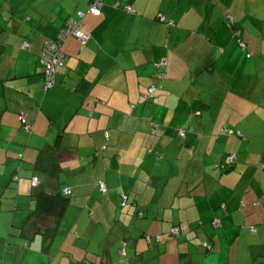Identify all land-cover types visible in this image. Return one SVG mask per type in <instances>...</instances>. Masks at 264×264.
<instances>
[{"label":"crops","instance_id":"obj_1","mask_svg":"<svg viewBox=\"0 0 264 264\" xmlns=\"http://www.w3.org/2000/svg\"><path fill=\"white\" fill-rule=\"evenodd\" d=\"M69 18L89 41L64 45L66 66L48 90L40 56ZM153 85L156 96L146 100ZM60 134L67 177L58 181L34 163ZM0 160V239L25 226L15 220L16 180L32 188L29 212L36 192L70 190L52 245L63 240L61 250L83 264H184L183 255L192 264H239L241 253L250 264L264 249V0H0ZM220 218L227 231L236 226L225 236L236 244L207 256L201 242L223 237L211 228ZM176 224L185 226L178 241L168 236ZM146 236L162 242L149 251ZM9 249L3 264H16Z\"/></svg>","mask_w":264,"mask_h":264},{"label":"trees","instance_id":"obj_2","mask_svg":"<svg viewBox=\"0 0 264 264\" xmlns=\"http://www.w3.org/2000/svg\"><path fill=\"white\" fill-rule=\"evenodd\" d=\"M82 13H84V12H82ZM90 13H92L91 9H90ZM84 15H85V13H84ZM93 15L96 16V17L101 16L102 15V10H101L99 15H95V14H93ZM229 16L233 17V21L230 20ZM79 18H83V17L79 16ZM70 19H72V18L67 19V21L70 20ZM157 19L159 20V22H161L163 24H166L169 27H172L174 25V22L168 20L167 17H166V21L162 22L160 20V14L158 15ZM225 20H226L227 27L231 31H233L235 35H239V31L237 30V27H236L237 26V22H236V19H235L234 15L228 13L225 16ZM65 29H67V23H65V26H64V28L61 31L65 30ZM60 33L58 34V36L56 38L49 40V42L50 41H55V42H58L59 44H61L62 51H63L64 45L72 38L77 39L81 43H83L79 37L74 36V35H70L65 41L60 42L59 41ZM84 34H86V33H84ZM25 42L29 43L28 41H25ZM25 42H23V43H25ZM47 44H46V46H47ZM240 44H243L244 48H242L240 46ZM46 46L43 49V53H44V51L46 49ZM238 46L243 51H245L246 48H247L246 43L242 39H238ZM22 49H23V44H22ZM29 49H30V47H29ZM29 49H27V50H29ZM43 53L40 56V63L44 67V72H43L44 76H45V84H44V86L46 88V86H47V70H46V65L42 63V55H43ZM65 56H66V54H65ZM251 56H252L251 54H248V57H251ZM163 60L166 61V65L163 66V67L158 68V70L159 69L160 70L161 69H165V67L167 66V60L166 59H162L161 61H163ZM65 66H66V57H65V61H64L63 65L57 68L56 75H57V72L62 70V69H64ZM155 66H156V63H155ZM160 74H161V72H160ZM163 75L164 74H161L162 77H163ZM56 80L57 79H56V76H55V82L53 83V85L51 87H48V90L55 86ZM155 86L157 87V85H155ZM20 122H21V125L25 129V125L22 123L21 120H20ZM26 125H27V121H26ZM186 134L187 133L185 131V137H186ZM185 137H181V138H185ZM62 144H63V135L60 134L58 139H57V141H56V143L54 145L49 146L45 150H41L39 155H38V158L36 159V161L34 163L35 171L47 175L50 179L59 181L62 178L63 174H64V169H63L62 163H61V160H62L61 159V147H62ZM229 156L230 155H228L226 157V160H227V158ZM20 157H22V155H20ZM236 161H237V156L235 154V160L232 163H229L228 161H226V162L229 165L233 166V165L236 164ZM64 184L65 183H61V188L64 186ZM101 185H103V184H101ZM101 185H100V189L102 188ZM37 187H33V188L36 189ZM66 190H68V188L65 187L63 190H61V191H59L57 193H49V192H45V191H39V192H36L33 195L34 198H35V208L29 212V215L27 217L25 226L20 229L21 230L20 237L23 238L24 241H26V242L32 241L35 237L40 235L42 237V240H43V245H44L45 251L50 250V248L52 246V243L54 242L55 238L59 234L58 232H59L60 224L64 220V218L66 217L67 212H68L69 207H70V204H71V197H70L71 192L70 193H66L65 192ZM106 192H107V188H106ZM106 192H103V193H106ZM127 199H128V197H127ZM121 200L123 201V195L121 197ZM259 201L260 202H264V195H262L260 197ZM225 207L226 206L224 205V208ZM139 216L143 217L144 215H143L142 212H140ZM215 222H218V225H215ZM184 227H185L184 225H180V224L174 225L171 228V230L169 231L168 236L173 238L172 240L178 241V239H180L182 237V235H183ZM233 227L236 228L235 225H232V227L228 228V231L230 229H232ZM211 228L213 229V231H216V232L223 231L224 234H223V237H221V238H224V239L221 240V238H220L219 241L217 242V244L214 242L213 239H207L206 241L201 242V248L204 250L205 255H207V256L208 255L209 256L215 255V257H217V256H219L220 251H222L223 248L226 250L227 247H232V246H234L236 244L235 243L236 239L233 240L231 238L229 240L228 236H227V238H225V236H226L228 231L226 229L225 222H224L223 218L212 220ZM173 230H177V234H174ZM252 231L255 233L256 229L254 228V229H252ZM145 239H146L147 243L150 244L149 247H151V248H150L149 251H151V249L154 248V246H152V243H153V241H155V239L157 240L158 243L162 242L161 241L162 240L161 236L155 237V239H153L151 236H146ZM123 250H125L127 252V248H126V243L125 242L122 243V247L119 250L120 255H121V252ZM258 250H259V248H258ZM22 251H23V254H24L25 253V249H23ZM19 253H21V251ZM263 253H264V249L262 250V252L260 254L256 255L253 258V260H252V262L250 264H264V254ZM13 255H16V254H13ZM182 255L183 254H181L180 257ZM18 257L19 256L16 255L17 259L23 258L21 256L19 258ZM123 258L124 257H122V259ZM148 258H149V260H156L157 261V256L156 255H153V256L149 255ZM182 258H183V260L185 259V263L184 264H192L191 258L190 257L187 258V255H185V256L183 255ZM124 259H126V258H124Z\"/></svg>","mask_w":264,"mask_h":264},{"label":"rangeland","instance_id":"obj_3","mask_svg":"<svg viewBox=\"0 0 264 264\" xmlns=\"http://www.w3.org/2000/svg\"><path fill=\"white\" fill-rule=\"evenodd\" d=\"M1 161V160H0ZM41 175V173H39ZM67 177V175L63 174L62 179ZM14 195L12 199L13 209L19 212H15L16 214V222H20V226H24L27 219L22 218L24 216L23 212H29L30 207L29 203L32 202V197L28 196L32 190L31 186L25 187L24 184L22 185L21 189L19 187V184L16 180H14ZM25 187V188H24ZM21 190L20 195H17V191ZM8 194V193H7ZM19 194V193H18ZM24 195V196H23ZM11 201V200H9ZM8 201V202H9ZM25 210V211H21ZM22 215V216H21ZM9 230V226H8ZM0 231L3 232V227L0 225ZM19 232V231H18ZM9 235V234H8ZM83 236L80 235L76 239H80ZM1 238V235H0ZM60 239V238H59ZM63 244V240H59V242L55 245H52L50 250L45 251L42 237L39 235L36 237L35 240L32 241H24L20 238V233L12 235H9L8 237H2L0 239V248L2 247V250H0V264H3V258L5 256L4 248L6 245L10 248L8 250L9 254L8 257L11 259V254L18 255L19 252L23 249H25L24 256L30 252V256H28L24 261L21 262V258H19V262L16 264H83V262L87 263L86 259H83L81 256H76L75 253H68L66 249L63 251L61 250V246ZM33 254V255H31ZM16 255H14V259L16 258ZM23 256V257H24ZM244 254H240L238 256L239 264H242ZM23 259V258H22ZM119 263H123L120 258V256L117 257ZM127 261V260H125Z\"/></svg>","mask_w":264,"mask_h":264},{"label":"built area","instance_id":"obj_4","mask_svg":"<svg viewBox=\"0 0 264 264\" xmlns=\"http://www.w3.org/2000/svg\"><path fill=\"white\" fill-rule=\"evenodd\" d=\"M91 12L95 15H99L101 10L100 7L98 5H93L91 7ZM79 16L84 17V13L79 12ZM230 20L233 21V17L229 16ZM160 20L162 22L166 21V16L163 14H160ZM67 29L61 31L60 35H59V41L63 42L65 41L70 35H74L77 36L81 39V41L83 43L87 42L89 40V36L84 34L81 30V25L77 24L75 21H73V19L68 20L67 22ZM240 46L242 48H244L243 44H240ZM30 44L25 42L23 43V49L27 50L29 49ZM65 54L62 51L61 48V44H59L58 42L55 41H50L47 46L46 49L42 55V63L46 65V70H47V86L51 87L53 85V83L55 82V76H56V71L57 68L62 66L64 61H65ZM166 65V61H161L159 63L156 64L157 68L163 67ZM156 90L157 87L155 85H153L152 87L149 88V92L147 95H145V99H150V98H154L156 96ZM20 120L22 121V123L25 125V128L30 131L31 127H29L28 125H26V118L25 115H21ZM178 134L181 137H185V131L183 130H178ZM235 160V154L230 155L227 158V161L229 163H232ZM39 183V179L37 177H34L32 180V186L33 187H37ZM102 188L101 190L103 192H106V187L104 185H101ZM66 193H70V190H66ZM127 201V197L125 195H123V201L122 204L124 205ZM215 225H218V222H215ZM174 234H177V230H173ZM127 254V252L125 250H123L121 252V257H125Z\"/></svg>","mask_w":264,"mask_h":264},{"label":"clouds","instance_id":"obj_5","mask_svg":"<svg viewBox=\"0 0 264 264\" xmlns=\"http://www.w3.org/2000/svg\"><path fill=\"white\" fill-rule=\"evenodd\" d=\"M38 178V177H37ZM33 180V179H32Z\"/></svg>","mask_w":264,"mask_h":264}]
</instances>
